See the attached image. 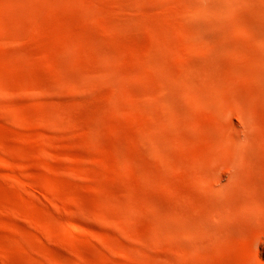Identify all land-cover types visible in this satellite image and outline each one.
Segmentation results:
<instances>
[{
    "label": "rangeland",
    "instance_id": "1",
    "mask_svg": "<svg viewBox=\"0 0 264 264\" xmlns=\"http://www.w3.org/2000/svg\"><path fill=\"white\" fill-rule=\"evenodd\" d=\"M0 81V264H264V0H0Z\"/></svg>",
    "mask_w": 264,
    "mask_h": 264
},
{
    "label": "bare ground",
    "instance_id": "2",
    "mask_svg": "<svg viewBox=\"0 0 264 264\" xmlns=\"http://www.w3.org/2000/svg\"><path fill=\"white\" fill-rule=\"evenodd\" d=\"M15 40V39H14ZM7 43H3L2 44V47H4L5 45H6ZM86 77V76H85ZM87 78V77H86ZM204 81V80H203ZM205 82V81H204ZM213 83V82H212ZM189 88H190V94H189V100L193 103V104H195V105H197V106H199V105H203V102H204V98H209L210 96H211V91H210V88L211 89H213V91H214V93H215V95H217L218 97L216 98V101H217V103L218 104H221L222 102H221V98H222V94H223V92H222V89L220 88V85H219V83L215 80V84H214V88H212L211 87V85H209V84H205V85H202V86H200V85H198V84H196L195 82L193 83V82H190L189 83ZM180 88H179V86L178 85H176L174 88H173V90H175V91H178ZM11 96V94H10V91H8V89L2 84V82L0 81V97H3V98H9ZM130 101H135V98L133 97L132 98V96L130 97V99H129ZM205 103V102H204ZM178 138H180V137H178ZM179 142L181 143L182 142V139L180 138V140H179ZM0 154L2 155V158H3V160H4V162L5 163H7V160L5 159V150H4V147L0 144ZM14 176H15V181H13L12 183H15L16 185H19L20 187L19 188H23V189H21V190H24V191H26V193L27 194H29L30 195V197H32V199H33V197H35L36 199H35V202H36V200H39V196L37 197V195H36V192L33 190V188L31 187V185L29 184V182L26 180V179H20L19 178V180H18V175L17 174H15L14 173ZM13 179L11 178V180L10 181H12ZM17 188H18V186H17ZM49 190H51V192L52 193H55L56 195H61V196H64V197H67V198H70L69 197V195H65V193L64 192H62L58 187H56V185L55 184H53V186H51V188L49 189ZM39 195V194H38ZM29 197V198H30ZM34 200V199H33ZM31 201V200H30ZM46 201V200H45ZM48 201V200H47ZM46 201V203H47V206H48V202ZM55 201V200H54ZM22 202H24V201H22ZM34 202V201H33ZM39 203V202H38ZM41 203L43 204V201H41ZM40 203V204H41ZM56 203V202H55ZM55 203H50V205L48 206L49 208H54V210H53V212H55L56 210H57V208H58V206H57V208L55 207V206H53ZM24 209L25 210H28V211H30V210H33L34 208L33 207H30V206H26V203L24 202ZM58 204V203H57ZM26 206V207H25ZM51 206V207H50ZM60 208V207H59ZM58 208V209H59ZM63 211H62V213L65 211L63 208H61ZM61 209H59L60 211H61ZM129 209H130V206H129ZM52 210V209H51ZM59 210H58V212H59ZM57 212V211H56ZM55 212V213H56ZM61 213V212H60ZM203 212H201V214L200 213H198V214H195V215H192L191 216V220H187V221H183L182 222V226L183 227H185V228H188V227H190L192 224H199V222L203 219V218H205V217H208V214H202ZM57 214H59V213H57ZM64 214H66L65 215V218H66V220H67V225L68 226H71V224H70V218H69V215L67 214V212H64ZM64 214H62V215H64ZM61 215V214H60ZM189 215V214H188ZM206 220H207V218H206ZM204 221H205V219H204ZM200 226H201V224H200ZM40 227V226H39ZM41 228L44 230V231H46L47 233H49V226H48V224H46V225H42L41 226ZM17 240V241H16ZM15 241L16 242H18L19 240L18 239H16ZM1 248V251H2V254H3V256L5 257V258H8V257H10V255L7 253V251L4 249V248H2V247H0ZM50 260H53L52 258H49ZM41 263V262H40ZM41 264H43V263H41Z\"/></svg>",
    "mask_w": 264,
    "mask_h": 264
}]
</instances>
